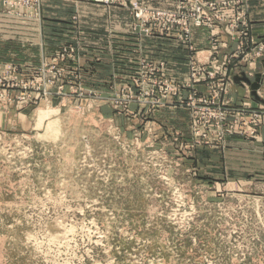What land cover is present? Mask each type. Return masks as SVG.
Here are the masks:
<instances>
[{"label":"rangeland","instance_id":"rangeland-1","mask_svg":"<svg viewBox=\"0 0 264 264\" xmlns=\"http://www.w3.org/2000/svg\"><path fill=\"white\" fill-rule=\"evenodd\" d=\"M108 1L0 9V264H264V107L235 81L254 82L264 54L253 76L234 61L220 87L213 29L191 27L185 40L179 25L165 32L130 5L176 14L182 0L175 9ZM82 2L129 10L136 45L111 48L117 71L78 36L54 39L79 35ZM63 7L71 32L47 28ZM153 37L185 45V69L146 53ZM229 42L220 61L237 49ZM234 83L250 101L227 99Z\"/></svg>","mask_w":264,"mask_h":264},{"label":"crops","instance_id":"crops-1","mask_svg":"<svg viewBox=\"0 0 264 264\" xmlns=\"http://www.w3.org/2000/svg\"><path fill=\"white\" fill-rule=\"evenodd\" d=\"M140 1L149 7L162 9H175L178 2V0ZM45 8L51 10V6L49 5H46ZM63 8L64 15L63 17H60L61 19H56L54 20V22H51V18L47 17L43 24H46L47 28L54 27L55 29L56 26H60V28L64 27V31L68 30L67 32H71L69 30H71L73 26L68 20L67 15H71V13L73 14V10L71 11L69 7ZM77 10L80 19V26L78 29L79 35H57V38L54 39L58 41H68L72 40L73 38L75 39L76 36H78L79 39L83 41L84 47L86 48L85 51L89 53L90 49L92 48L94 53L101 57V60H103L105 56L109 57L110 59L107 70L111 72L117 71V68H119L118 63H120V61L114 58V51H112L111 48H113L114 46H118L122 41H126L125 45H127L128 51L131 50V46L136 45L134 43L135 38L131 37L128 31L129 26L132 22L129 10L118 7L107 8L104 5L87 2H82L77 7ZM248 16L250 20L251 36L254 39H260L264 37V0L251 3L248 9ZM207 35L208 34H206L205 31L202 30H198L195 32V42L199 49L207 48ZM220 35L223 48H225L224 51L228 52V50H230L229 48L232 49L234 45H232V43L228 41L223 32ZM43 39V42L45 43V37ZM46 39H49V37H46ZM38 41H40V35H38ZM143 44L146 53L150 55L157 54L160 56V58H163L170 64L178 65L184 67L183 69H185L186 57L188 54L187 47L177 40L153 37L145 39L143 41ZM10 46H12V43H8V47ZM130 55L134 58V55H132V53ZM130 55H127V58H130ZM100 65H103V63H101ZM257 73L262 75V80L260 82V89L258 92L259 99H256L255 103L257 106L264 107V60L260 61ZM246 94V88H244L240 84L234 83L232 92L229 96H227V99H230L231 101H233V103L240 105L243 102L250 101L249 97ZM260 135L261 137L259 138V140H263V143L261 142L262 144L260 149L264 152V126L260 130Z\"/></svg>","mask_w":264,"mask_h":264},{"label":"built area","instance_id":"built-area-1","mask_svg":"<svg viewBox=\"0 0 264 264\" xmlns=\"http://www.w3.org/2000/svg\"><path fill=\"white\" fill-rule=\"evenodd\" d=\"M109 2L108 0H105ZM256 0H182L176 14L147 12L137 3L130 2L134 16L143 23L159 22L163 30L171 31L175 25L180 26L183 39H190L191 27L213 29V84L217 80L220 87H225L231 80L234 61H245L248 76H253L259 58L264 54V40H254L249 35L248 6ZM41 0H0V9L11 12H35L40 9ZM224 28L225 36L234 41L236 51L228 54L221 61L219 54L223 48L219 30ZM225 47V46H224ZM241 66V65H240Z\"/></svg>","mask_w":264,"mask_h":264},{"label":"water","instance_id":"water-1","mask_svg":"<svg viewBox=\"0 0 264 264\" xmlns=\"http://www.w3.org/2000/svg\"><path fill=\"white\" fill-rule=\"evenodd\" d=\"M262 80V75L261 74H257L255 81L252 82L250 79H248L247 77H245L244 75L242 77H236L235 81H242L244 82L247 86L250 87L251 91H252V95L258 99V95H257V90L260 88V82Z\"/></svg>","mask_w":264,"mask_h":264}]
</instances>
